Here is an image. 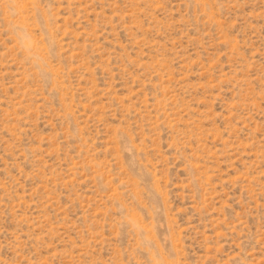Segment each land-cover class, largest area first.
Here are the masks:
<instances>
[{
    "label": "rangeland",
    "instance_id": "rangeland-1",
    "mask_svg": "<svg viewBox=\"0 0 264 264\" xmlns=\"http://www.w3.org/2000/svg\"><path fill=\"white\" fill-rule=\"evenodd\" d=\"M0 264H264V0H0Z\"/></svg>",
    "mask_w": 264,
    "mask_h": 264
}]
</instances>
